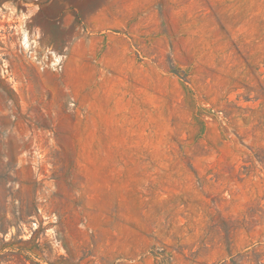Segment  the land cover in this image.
I'll use <instances>...</instances> for the list:
<instances>
[{
	"label": "rangeland",
	"instance_id": "374dc122",
	"mask_svg": "<svg viewBox=\"0 0 264 264\" xmlns=\"http://www.w3.org/2000/svg\"><path fill=\"white\" fill-rule=\"evenodd\" d=\"M0 264H264V0H0Z\"/></svg>",
	"mask_w": 264,
	"mask_h": 264
},
{
	"label": "bare ground",
	"instance_id": "6f19581e",
	"mask_svg": "<svg viewBox=\"0 0 264 264\" xmlns=\"http://www.w3.org/2000/svg\"><path fill=\"white\" fill-rule=\"evenodd\" d=\"M26 40V39H25Z\"/></svg>",
	"mask_w": 264,
	"mask_h": 264
}]
</instances>
